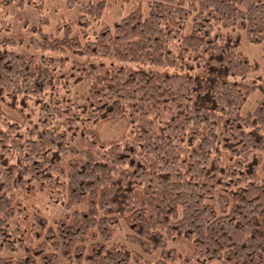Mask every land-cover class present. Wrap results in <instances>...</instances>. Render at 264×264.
Listing matches in <instances>:
<instances>
[{"label": "trees", "instance_id": "trees-1", "mask_svg": "<svg viewBox=\"0 0 264 264\" xmlns=\"http://www.w3.org/2000/svg\"><path fill=\"white\" fill-rule=\"evenodd\" d=\"M64 1L79 29L0 41V264H264V86L243 82L264 46L242 51L264 0H117L112 23L111 0ZM44 190L62 217L30 212Z\"/></svg>", "mask_w": 264, "mask_h": 264}, {"label": "rangeland", "instance_id": "rangeland-1", "mask_svg": "<svg viewBox=\"0 0 264 264\" xmlns=\"http://www.w3.org/2000/svg\"><path fill=\"white\" fill-rule=\"evenodd\" d=\"M32 1L34 4H30ZM42 6L43 12L38 11L35 4ZM81 5L69 6L64 0H46L41 3L40 0H8L6 3L0 6V41L5 37H15L24 38L25 44L19 45L16 49L24 52H35L33 47L27 46V38L33 36L31 27L43 23L44 30L56 37H62L64 30H61L63 26L60 27V23H70L80 28V24L77 23V19L81 14ZM121 3L117 0H111V5H108L105 12V19L112 23L120 19L122 13ZM97 27L94 25L92 30L86 27V31L90 33ZM242 51L252 60L257 61L262 65V53L264 44H254L251 43L246 34H242ZM67 56L71 59L86 60V57L77 55L73 52H68ZM243 82L249 84H257L264 86V73L262 69L253 71L248 75V77L243 80ZM87 85L83 82L80 84L73 85V95L79 97L87 93ZM260 91H256L250 97L247 105L244 108V113L252 111L257 106L260 100ZM29 107H35L33 99H31ZM22 109L25 114L30 115V111L23 108L21 104H18V109H12L6 107L8 113L16 118H21ZM103 135L105 138H111L117 136L124 131H126V122H120L117 124L107 123L101 127ZM264 177V174H263ZM65 197H63L62 192H57L56 190H44L40 191L35 199L31 200L30 212H39L42 215L48 217L50 220L60 218L66 212L65 208ZM216 204V200L213 201ZM127 233V227L125 224L122 225L121 231L116 235V239L125 242V236ZM22 251L17 253H11L5 251V255H14L15 257L21 256ZM68 264V263H66Z\"/></svg>", "mask_w": 264, "mask_h": 264}]
</instances>
